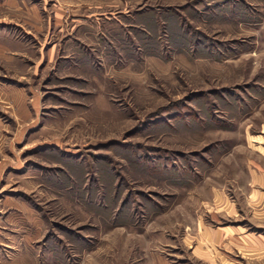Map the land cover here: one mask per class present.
<instances>
[{"label":"rangeland","instance_id":"1","mask_svg":"<svg viewBox=\"0 0 264 264\" xmlns=\"http://www.w3.org/2000/svg\"><path fill=\"white\" fill-rule=\"evenodd\" d=\"M261 176L264 0H0V264H208Z\"/></svg>","mask_w":264,"mask_h":264},{"label":"crops","instance_id":"2","mask_svg":"<svg viewBox=\"0 0 264 264\" xmlns=\"http://www.w3.org/2000/svg\"><path fill=\"white\" fill-rule=\"evenodd\" d=\"M261 178L264 180V176ZM213 197L217 201L215 209L218 212L235 211L223 192L218 191ZM258 206L256 212L261 216L264 214V206ZM194 230L200 238H196L197 243L193 253L208 264H246L252 260H258L264 264V234L250 232L241 225L212 228L201 219Z\"/></svg>","mask_w":264,"mask_h":264}]
</instances>
